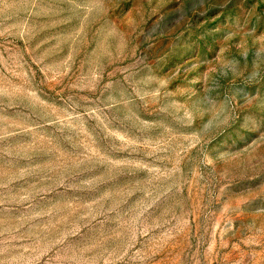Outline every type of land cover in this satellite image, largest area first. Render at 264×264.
Returning a JSON list of instances; mask_svg holds the SVG:
<instances>
[{
    "label": "rangeland",
    "instance_id": "1",
    "mask_svg": "<svg viewBox=\"0 0 264 264\" xmlns=\"http://www.w3.org/2000/svg\"><path fill=\"white\" fill-rule=\"evenodd\" d=\"M0 264H264V0H0Z\"/></svg>",
    "mask_w": 264,
    "mask_h": 264
}]
</instances>
